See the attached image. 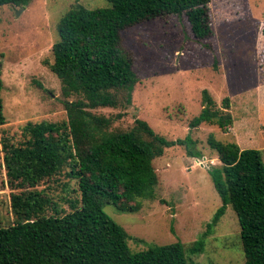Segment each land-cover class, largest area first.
<instances>
[{"label":"trees","instance_id":"obj_1","mask_svg":"<svg viewBox=\"0 0 264 264\" xmlns=\"http://www.w3.org/2000/svg\"><path fill=\"white\" fill-rule=\"evenodd\" d=\"M31 1L0 0V7L25 8ZM210 1L107 0L104 8L76 4L60 18L48 66L60 82L66 118L27 122L18 142L4 140L14 221L5 225L0 218V264H193L186 251H202L204 237L228 206L240 227L243 264H264V164L258 149L209 135L220 166L208 173L222 206L189 248L176 241L132 251L126 230L105 211L109 205L119 213H136L141 199L154 198L161 181L153 162L167 148L185 145L188 155L195 154L188 137L168 140L140 119L127 131L110 130V119L92 113L115 107L118 91L127 92L129 101L139 83L122 32L151 19L185 16L195 41L211 48L206 43L213 35ZM3 86L0 62V127L6 124ZM201 105L191 127L207 123L226 132L233 125L228 97L218 108L204 89ZM54 177L59 180L53 188L70 189L72 197L52 198L45 193L50 185L36 189Z\"/></svg>","mask_w":264,"mask_h":264},{"label":"rangeland","instance_id":"obj_2","mask_svg":"<svg viewBox=\"0 0 264 264\" xmlns=\"http://www.w3.org/2000/svg\"><path fill=\"white\" fill-rule=\"evenodd\" d=\"M76 4L88 9L108 6L107 0H32L25 8L0 7L1 96L6 119L0 127V218L5 225L14 221V190L6 176L4 140L18 142L27 122L52 123L66 118L60 82L48 65L53 60L52 45L58 40L57 24ZM208 7L213 35L206 43L211 48L195 41L185 16L155 18L125 29L122 46L134 61L139 83L129 101L127 92L118 91L115 107L92 110L111 120L110 130L127 131L140 119L168 140L188 137L195 153L188 155L185 145H178L154 160L160 186L154 198L140 200L138 212L119 213L106 206L108 215L128 233L132 251L176 241L189 248L207 230L222 206L208 173L210 167L220 166L208 145L209 135L220 142H237L241 149L260 150L264 164L262 101L258 96L257 104L246 109L245 95L243 101L238 97L245 91V82H258L259 66H264V57L255 51L264 50V0H211ZM204 89L218 108L229 98L234 121L226 132L207 123L190 126L203 109ZM58 180H46L36 189L53 188ZM60 188L45 193L54 199L72 197L70 189ZM211 229L200 253L186 251L193 264H243L240 227L231 206Z\"/></svg>","mask_w":264,"mask_h":264},{"label":"crops","instance_id":"obj_3","mask_svg":"<svg viewBox=\"0 0 264 264\" xmlns=\"http://www.w3.org/2000/svg\"><path fill=\"white\" fill-rule=\"evenodd\" d=\"M257 52V56L264 57V50L262 51L261 48L255 49ZM255 93V95H254ZM260 93V95H259ZM245 95V107L248 109V106H255L258 102V96H260V100L262 101L261 103V108H260V124L263 127L264 126V66L260 64L259 66V79L256 84H248L245 82V91H243L238 97L240 100L243 101V97ZM235 96V98H238ZM242 97V99H241ZM234 98V97H233ZM233 100V99H232ZM232 107H230L231 110ZM245 109V115H251L248 113V111ZM253 113V110H252ZM247 118V120H250V118ZM233 128V127H232ZM264 130V129H262ZM261 130V131H262ZM264 135V134H263ZM251 141V140H250ZM255 141V140H254ZM237 143V142H236Z\"/></svg>","mask_w":264,"mask_h":264}]
</instances>
